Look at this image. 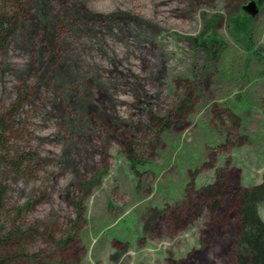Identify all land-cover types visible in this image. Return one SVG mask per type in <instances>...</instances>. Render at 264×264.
I'll return each mask as SVG.
<instances>
[{"label": "rangeland", "instance_id": "rangeland-1", "mask_svg": "<svg viewBox=\"0 0 264 264\" xmlns=\"http://www.w3.org/2000/svg\"><path fill=\"white\" fill-rule=\"evenodd\" d=\"M32 8L28 34L50 20L57 47L41 59L23 33L7 56L0 115L10 132L0 154L39 158L26 176L0 162L6 225L42 232L29 252L75 235L62 252L67 263L82 252V264H239L236 193L264 171V0H40ZM244 17L253 50L233 24ZM202 33L227 43L219 60L192 42ZM173 113L163 129L157 120ZM218 173L216 197L196 192ZM28 201L33 209L20 211ZM259 212L264 219V204Z\"/></svg>", "mask_w": 264, "mask_h": 264}, {"label": "trees", "instance_id": "trees-1", "mask_svg": "<svg viewBox=\"0 0 264 264\" xmlns=\"http://www.w3.org/2000/svg\"><path fill=\"white\" fill-rule=\"evenodd\" d=\"M40 0H0V84L5 72V64L12 43L18 35L26 33L31 41L39 45L40 57L44 59L47 52L56 54V43L52 39L53 26L52 21L46 24L37 20V28L28 29V25L32 20L31 11L32 2ZM47 17V16H45ZM252 18L244 17L238 20H233V24L242 28L244 36L242 40L246 41L247 48L253 50V32ZM215 24V23H214ZM213 24V25H214ZM212 27V25L210 26ZM208 27L209 30H212ZM192 42L197 46V49L205 51L208 59L217 61L222 56V53L227 49V43L217 34L212 33L207 36L202 33L198 38H193ZM53 55V56H54ZM25 96L22 94V97ZM21 97V96H20ZM23 99V98H22ZM21 100V98H20ZM191 102V93L182 106H179L178 113L182 115L184 107ZM23 103H28L24 100ZM176 113V112H175ZM173 114L158 119L163 129H170L172 126ZM7 118L0 115V148L5 147L8 143L7 133L10 130L7 127ZM4 150V148H2ZM1 164L9 167L15 173L26 176L28 171L34 173V166L39 158V155L32 152L17 150L16 154H0ZM132 168H135V158H130ZM36 172V170H35ZM100 175L94 180L87 182L85 190H88L90 185L98 183ZM221 175H216L215 182H211L208 186L202 189H197L196 192L203 193L207 198L216 197L219 193L217 185ZM7 187L0 183V264H82L83 256L81 253L72 262H65L62 252L70 248L76 241L75 235H69L62 239L52 240V249L47 251L36 250L28 251L30 240L35 236L42 235L38 228L27 226L26 223H21L18 226H7L3 221V213L5 211V199ZM238 221L236 232L233 240V252L239 264H264V219L261 217L259 209L264 204V171L260 183L246 187H240L236 193ZM32 201H28L20 207L22 210L33 209ZM78 217H82L83 206L81 202H77ZM160 211V210H159ZM21 213V212H20ZM154 215V214H152ZM150 218V217H149ZM148 218V219H149ZM146 226V225H145ZM51 228V227H50ZM77 230V225L73 227ZM59 250L57 253L56 251ZM84 250V249H83ZM119 257L118 253H113L112 258Z\"/></svg>", "mask_w": 264, "mask_h": 264}, {"label": "water", "instance_id": "water-1", "mask_svg": "<svg viewBox=\"0 0 264 264\" xmlns=\"http://www.w3.org/2000/svg\"><path fill=\"white\" fill-rule=\"evenodd\" d=\"M248 8L249 9H255V4L253 3V4L249 5Z\"/></svg>", "mask_w": 264, "mask_h": 264}]
</instances>
